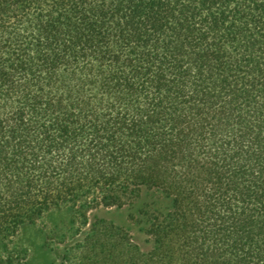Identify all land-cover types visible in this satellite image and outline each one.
I'll use <instances>...</instances> for the list:
<instances>
[{
    "label": "trees",
    "instance_id": "1",
    "mask_svg": "<svg viewBox=\"0 0 264 264\" xmlns=\"http://www.w3.org/2000/svg\"><path fill=\"white\" fill-rule=\"evenodd\" d=\"M63 210L66 264H264V0H0V264Z\"/></svg>",
    "mask_w": 264,
    "mask_h": 264
},
{
    "label": "rangeland",
    "instance_id": "2",
    "mask_svg": "<svg viewBox=\"0 0 264 264\" xmlns=\"http://www.w3.org/2000/svg\"><path fill=\"white\" fill-rule=\"evenodd\" d=\"M131 209L101 210L94 214L127 229L132 239L143 245L139 227L128 219ZM71 215L63 210L44 215L36 224L23 227L15 243L27 251L24 264H66L65 251L76 241L70 238ZM58 234H65L60 237Z\"/></svg>",
    "mask_w": 264,
    "mask_h": 264
}]
</instances>
